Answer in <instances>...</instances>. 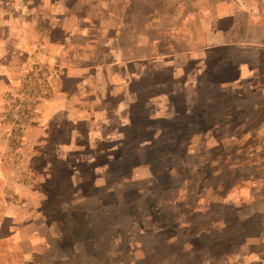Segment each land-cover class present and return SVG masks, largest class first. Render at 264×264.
I'll return each mask as SVG.
<instances>
[{"label": "rangeland", "instance_id": "1", "mask_svg": "<svg viewBox=\"0 0 264 264\" xmlns=\"http://www.w3.org/2000/svg\"><path fill=\"white\" fill-rule=\"evenodd\" d=\"M18 1L0 0V31L7 15L28 22L17 13L43 24ZM40 28L0 92V264H264V102L224 49L155 66L137 98L104 84L94 109L41 135L58 71L38 59Z\"/></svg>", "mask_w": 264, "mask_h": 264}, {"label": "crops", "instance_id": "2", "mask_svg": "<svg viewBox=\"0 0 264 264\" xmlns=\"http://www.w3.org/2000/svg\"><path fill=\"white\" fill-rule=\"evenodd\" d=\"M18 2L32 14L42 13L43 24L36 14L17 13L28 19L24 26L13 25L8 15L2 16L6 23L0 31V92L15 85L23 60L20 55L35 50L40 27L44 28L38 59L49 69L52 65L48 61L53 60L58 75L51 78L53 95L42 108L48 111L42 110L35 126L43 130L41 135L62 128L57 115L65 116L66 121L72 119L71 109L76 113L94 109L86 104L106 98L101 93L105 92L104 84L110 88L109 95L137 98L142 88L155 81L151 74L155 66L184 65L187 57L206 49H224L223 66L230 64L239 70L238 84L245 82L253 96L264 102V0ZM183 81L186 90L191 86L189 96L183 91L184 98L199 95L202 88L198 78ZM33 188L32 193H40L39 188Z\"/></svg>", "mask_w": 264, "mask_h": 264}, {"label": "built area", "instance_id": "3", "mask_svg": "<svg viewBox=\"0 0 264 264\" xmlns=\"http://www.w3.org/2000/svg\"><path fill=\"white\" fill-rule=\"evenodd\" d=\"M30 118L31 117H29L28 112L23 115V118H20V117L16 116L15 120H14V125H15L14 131H17V133H18L20 131L21 127L29 122ZM14 135H16V133H14Z\"/></svg>", "mask_w": 264, "mask_h": 264}]
</instances>
